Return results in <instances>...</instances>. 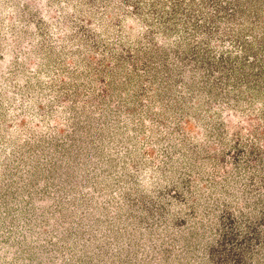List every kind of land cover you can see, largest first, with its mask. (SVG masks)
I'll use <instances>...</instances> for the list:
<instances>
[{
    "label": "rangeland",
    "instance_id": "1",
    "mask_svg": "<svg viewBox=\"0 0 264 264\" xmlns=\"http://www.w3.org/2000/svg\"><path fill=\"white\" fill-rule=\"evenodd\" d=\"M0 264H264V0H0Z\"/></svg>",
    "mask_w": 264,
    "mask_h": 264
}]
</instances>
